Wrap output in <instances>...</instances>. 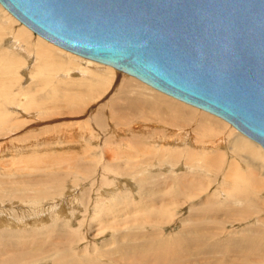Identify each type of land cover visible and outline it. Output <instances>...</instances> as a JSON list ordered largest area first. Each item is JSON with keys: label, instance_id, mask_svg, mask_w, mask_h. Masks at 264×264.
<instances>
[{"label": "rangeland", "instance_id": "1", "mask_svg": "<svg viewBox=\"0 0 264 264\" xmlns=\"http://www.w3.org/2000/svg\"><path fill=\"white\" fill-rule=\"evenodd\" d=\"M3 17L0 10V24L7 27L6 31L2 26L3 30L1 29L0 32V39H2L0 40V51L7 52V41H5L7 38L4 40L2 35L6 36V33L11 31L10 27L18 28L21 23L16 19L17 23L10 25ZM3 31L4 33H2ZM29 31L34 37L38 36L31 30ZM8 53L9 57L14 55L9 50ZM9 57L5 55L4 58H1L0 68L7 64L5 59ZM24 66L26 70L22 71ZM24 66L12 67L13 70L10 68L11 71H18L21 74V79H14L16 81L11 86L12 93L16 95L15 101H13L18 103L22 98L24 102H20L15 110L10 108V114L15 113L16 115H10L9 122L0 126V206L6 208L5 211H11L13 207L17 213H12L18 214L19 212L32 213L34 206H38L37 210H39L42 206L50 208L54 205L58 207L57 213H59L58 215L56 213L57 216H54V220L48 215L47 221L38 219L31 222L33 225L29 223L36 227L33 228L34 230H30L29 227L22 228L20 225L12 227L1 225L0 229L4 231L0 236L1 254L5 251L2 249L5 243V247L12 244L15 248H17L15 242H18V248H27L39 243L40 246L46 248L48 243L57 242L59 245L60 242V244L65 243L63 245L66 247L69 246L65 248V251L71 250L81 254L86 248V251L91 254H89V259L91 257L97 261L104 259L99 254L109 257V253L113 254L114 251L115 255L113 254V256L116 257L117 251H122L124 245L131 247L136 245L138 250L148 256H151V252L149 253L148 250L151 247L152 250L158 251L169 260L178 258L177 263L181 262L180 264H264V182L262 186L258 187L262 192L259 194L260 201L257 200L258 207L256 209H252L247 206L250 205L249 203H245L241 212H247L242 214L235 210L239 207L236 206L237 204L228 201L225 205L214 192L220 188L227 190L231 186L224 171L228 164L227 160L223 166L219 164L218 169L209 168V173H205V175L200 171L198 173L192 171L200 176L203 175L204 182L200 187L201 193L188 203H183V198H178L175 182L177 177H181V174L186 171L177 167V157L173 158L174 156L165 153L168 149L177 150L174 148H177V145H172V147L164 143H156L144 134V130L151 129L153 131L149 135L152 138L162 137V134L158 135L159 130L164 129L162 124L156 123L158 128H151L149 125L147 128L148 123L143 121V118H139L144 113L143 110L138 115L123 107L124 105L119 108L112 107L113 102L116 104L124 102L120 91V81L123 76H133L115 69V77L109 87L105 86V90L100 93L92 90L87 96L84 95L83 82L80 81L81 84L78 85L79 82L76 81L80 75H72V79H74H71L72 82L67 76L63 75L64 77H62L61 75V77L59 76L60 81L55 76L57 73L51 71L50 73L53 72L52 81L49 80L46 86L41 87L39 84L43 83L45 76L43 78L42 74L38 75V72L30 74L34 62H26ZM96 71L101 73L99 70ZM58 72L61 71L58 70ZM50 73L48 72V75L46 73L47 79H50ZM6 75H9L8 72ZM6 75H4L5 80L9 79ZM30 75L35 77L33 76L32 79ZM87 75L85 79H91V75L88 76L89 78ZM135 79L136 83L134 82V85L130 86L131 89L141 90L143 87L140 84H143L156 90L139 79ZM35 83H37L36 86ZM50 89L55 92H51ZM149 90L146 89L143 93L148 95L151 92ZM31 94L38 102H34ZM28 100H31L30 102L33 104ZM177 101L180 100L177 99ZM27 103H30L31 107ZM11 106L9 105V107ZM27 114H29L28 117ZM96 114L103 116L102 124L97 123ZM211 116L227 124L226 129H222L224 133L232 131L234 134H241L230 123L216 115L211 114ZM114 129H117L118 132H113ZM139 129L141 131H138ZM169 132L163 131V136L175 137L171 136L172 132L169 136ZM212 132L217 137L220 130L212 128ZM170 140L172 141V139ZM224 149H226L225 146ZM222 152L224 153V150ZM223 153L221 154L223 155ZM227 155L231 156L229 153ZM244 155L246 154L239 155L240 160ZM164 161H169L171 164L164 167L162 166ZM185 161L186 158L182 157L180 164ZM157 162H161L160 166L156 165ZM247 164L241 165L243 169L240 168V171L243 170L242 173H249L250 176H253L251 171L256 168L251 163L247 162ZM136 166L141 167L142 173L136 175L132 172ZM157 167L160 169L156 170ZM126 175L130 176V180L126 181ZM116 182H122L121 186L118 190H116L117 188L113 190ZM207 183H211L209 188L204 187L207 186ZM127 184H131V186ZM255 188L258 190L257 186ZM110 190L112 194H110ZM225 193L224 197L228 196L227 191ZM113 194L120 195V197L118 196L120 200L118 198L111 199L110 196H114ZM69 198L79 201H72V204L76 203L73 206L76 209L73 217L64 213L66 205L63 203L68 202ZM115 200L118 201L116 202L117 207L119 206L118 208L121 209L119 214L123 216L115 218L117 221L112 218L109 221L104 217L100 218L99 215H103L107 210L103 208H111ZM232 204L233 206H231ZM216 206H219L218 211L223 215L216 216L212 211ZM228 207L233 208L235 212L229 213L230 216H224L223 210ZM159 210H167V212L160 214ZM112 221L116 222L115 227L118 226V228L112 227L115 225ZM109 223L111 225H108ZM200 226L206 230L196 231L195 229ZM44 240L47 242L45 243ZM58 251L49 250L48 253L45 252L46 254H41L36 258L32 264H62L61 261L56 260L58 258L54 257L55 260L49 258L53 253L58 256ZM106 253L108 255H105ZM83 256L80 263L85 264ZM160 264L164 263L160 262Z\"/></svg>", "mask_w": 264, "mask_h": 264}, {"label": "water", "instance_id": "2", "mask_svg": "<svg viewBox=\"0 0 264 264\" xmlns=\"http://www.w3.org/2000/svg\"><path fill=\"white\" fill-rule=\"evenodd\" d=\"M35 33L264 147V0H0Z\"/></svg>", "mask_w": 264, "mask_h": 264}, {"label": "bare ground", "instance_id": "3", "mask_svg": "<svg viewBox=\"0 0 264 264\" xmlns=\"http://www.w3.org/2000/svg\"><path fill=\"white\" fill-rule=\"evenodd\" d=\"M0 10L2 11V14L4 16L3 18L5 19L7 24L13 25V24H15V22L17 23L18 19L15 18L10 12H7L8 10L6 11V9L1 4H0ZM22 24L23 23L19 24L20 27H18V28L10 27L11 31H8V33H6V36L1 34L2 36H4L3 37L4 40L7 38V40H5V41H7L6 42L7 43L6 49H8L9 52H11V54H14V55L9 57L10 55L8 53V50H6L7 52H5L3 50L0 51V60H1V58H4L5 55H8V57H9V58L5 59L7 64L2 65V67L0 68V126H3L4 123H6L9 120L10 115H13V114L16 115L15 113L10 114V108L15 110L20 105V102H22V103L24 102V101H22V98H20V101L18 103L14 102L16 95L12 93V87L11 86H13L14 82L21 77L20 76L21 74L18 71H16V72L11 71V70H13L12 67L17 68L19 66H24V63L26 64V62L33 61L34 66H33V70L32 71L30 70L31 71L30 74H37L36 72H38V75L42 74L41 76H43V78L45 76V78H44L45 80H43V78H41V80H43V83L39 84V85H41V87L46 86L49 83V80L52 81L53 77H51V75L53 72L50 73L51 71H54L55 73H57V74H55V76L60 81H61V78H60L61 75H62V77H64L63 75L67 76L70 79V82H72L71 81L72 75H76V74L80 75V77L77 78L76 81L79 82L78 85H80L81 82H83L82 85H84V87H85V88L83 87L84 88L83 91L85 93L84 95H87V96H88V94H90L89 92L92 90L99 92V93L102 92V90H105L104 89L105 86L108 85V87H109V84H111V82L114 80L115 69L118 70L114 66L99 62L97 60H93L91 58H87L85 56L71 52L65 48H62L61 46H58L57 44L47 40L46 38L35 33L30 28L28 29V27L26 25H24V24L22 25ZM2 26H3V24L2 25L0 24V32H1V29L3 30ZM3 27L5 29L7 28L5 26H3ZM29 30H31L34 34H36L40 37H38V36L34 37ZM6 31H7V29H6ZM2 33H4V31ZM0 40H2V39H0ZM55 45L64 49V50H67L68 52L61 50L60 48L56 47ZM69 52H71L73 54H71ZM74 54H76V55H74ZM102 64H104V65H102ZM10 68H11V70H10ZM25 68L26 67L24 66L22 71H25L26 70ZM58 70L61 72H58ZM96 70L101 71V73H98ZM118 71H121V72H124L128 75H131V74H129L125 71H122V70H118ZM7 72L9 75H6ZM48 72L50 73L49 74L50 79H47L48 78L47 77ZM46 73H47V75H46ZM4 75H6L9 79L5 80ZM86 75H87V77L89 75H91V77H90L91 79H89V80L85 79ZM33 76H31L32 79H33ZM131 76H133V75H131ZM67 77H65V78H67ZM133 77H135V76H133ZM133 77H130V76H123V78L121 77L122 79L120 81V88H121L120 91L122 93L121 98L123 99L124 102H123V104H116L113 102L112 107L113 108H116V107L119 108V107L124 105L123 107H126V108L132 110V112L134 114H138V115L143 110L144 113L142 115H140L139 118H143V121L148 123L146 125L147 128H148V125L151 128H158V125L156 123L162 124L164 129L159 130V132H158V135L162 134L161 135L162 137L158 136L156 138H152L149 135V133L151 131H153L151 129H147L146 131L144 130V134H146V136H148L150 138V140H153L156 143H162V144L164 143V144H167L168 146L177 145V148L174 147L177 150H172V149L169 150L168 149V151L165 153L169 154L170 156H174L173 158L177 157V167H181L182 169H185V171H186V173L181 174L182 175L181 177H177V181L175 182L177 185L178 198H183L182 199L183 203H188L190 200H193L195 196H197L201 193L200 187H202V183L204 182V180L202 178L203 175L200 176V174H197L198 171H200V173L201 172L204 173V175H205V173L206 174L209 173L208 172L209 168H217L218 169L219 164H221L223 166V164H225V162H227V160H228V164H227L225 170L224 169L223 170L225 171L226 179L230 180L231 186L227 190H224L223 188H220V190H215L214 194L217 195L219 200H222L223 201L222 203H224L225 205L227 204L228 201L229 202L231 201V203L237 204L236 206H239V207L235 210H238V212H240L242 214H244V213L246 214V212H247V211L241 212V208L243 209L245 207V205H244L245 203L246 204L249 203L250 205H247V206L251 207L252 209L253 208L256 209L258 207V205H256V203L258 204L257 200H259V198H260L259 194L262 192L259 190L260 188H258V187H259V185L262 186V183L264 182V150H263L264 147L262 146V144L257 142L256 140L252 139L251 137L247 136L245 133L240 131L238 128H236L234 125H232L227 120L218 116L221 119L225 120L227 123H230L233 126V128H236L239 132H241V134L240 133L234 134V132H232V131L224 133L222 129H224V128L226 129L227 124L224 121H222V120H220L214 116H211V114H213V113H211L207 110H204L202 108H199L197 106H194L192 104H189L185 101H183L185 103H182V102H180L182 100H180L178 98L174 99L175 97L172 98L173 96L169 97L171 95H169V94L165 95L166 93L163 94L164 92L160 93L162 91L158 90V91H160V92H158V91H156L157 90L156 88H154L156 90H153L146 85L140 84V86L143 87L144 89L143 88H141V90H133L134 88L131 89L130 86L134 85L133 84L134 82L136 83V79H135L136 77L135 78H133ZM36 78H37V76H36ZM14 79H16V80H14ZM38 79H40V77H38ZM72 80H74V79H72ZM64 82H65V80H64ZM103 82H104V84L106 82V84L105 85L102 84ZM36 84L37 83H35V86H36ZM66 84H68V83H66ZM145 84H147V83H145ZM56 87H57V85H56ZM28 88H30V87H28ZM53 89L55 90V87ZM56 89H58V88H56ZM137 89H140V88H137ZM146 89H150L149 91H151L148 94L149 96L146 95L145 93H143V91H145ZM50 90H51V92L54 91L52 89H50ZM99 93H98V95H99ZM33 94H31L30 96L32 97ZM24 97H26V96H24ZM55 98L56 97H54V99ZM33 99H34V102L37 101V99L36 100H35V98H33ZM177 99L180 101H177ZM55 100H57V99H55ZM30 101L28 100V102H30ZM30 103H27L29 105V107H31ZM31 104H33V103H31ZM40 104H42V103H40ZM40 104H39V106H40ZM187 104H189V105H187ZM9 105H12V106L9 107ZM36 105H38V104H36ZM190 105H192L194 107H192ZM195 107L202 109L206 112L198 110ZM23 109H25V106H23ZM207 112H209V113H207ZM29 113H30V111H29ZM213 115H215V114H213ZM26 116L28 117L29 114H27ZM96 116H97V119H96L97 123L102 124L104 122L103 116L101 114H98V115L96 114ZM150 116H156V117L152 118ZM190 118H192V119H190ZM120 119H121V117H120ZM154 120H156L157 122L156 121L153 122ZM17 121H18V119H17ZM174 121H176V122H174ZM138 122H141V121H138ZM212 128H218L220 130V133H217V137L215 135H213L215 133L212 132ZM111 129H113V128H111ZM116 130L117 129H114L113 132ZM138 131H141V130L139 129ZM163 131H166V132L170 131V132L174 133V134L171 133V136H175V137H164ZM116 132H118V131H116ZM170 132H169V136H170ZM88 135H90V134H88ZM153 135H155V134H153ZM176 136H177V138H176ZM173 138H175V139H173ZM170 139H172V141ZM252 140L257 142L263 149L258 144H255ZM227 144H228V146H227ZM181 146H183V147H181ZM224 146L226 149H224ZM178 147H179V149H178ZM222 148L224 150V153L222 152L223 151ZM169 151H171V152H169ZM172 151H175V152H172ZM221 153H223L224 156ZM227 153L231 154V156L227 155L228 156L227 157L226 156ZM242 153H244L246 155H244L243 159L240 160V158H241L240 156ZM182 157L186 158V161L183 163L184 166H183V164H180V160ZM230 157H231V160H229ZM247 162L251 163L252 166H254L256 168L255 170L251 171L253 176H250L249 173H247V174L242 173L243 170L240 171V168L243 169V167L241 165H248ZM160 163L157 162L156 165L160 166ZM162 164H163L162 166L165 167V166H167V164H171V163L169 161H164V163H162ZM155 169L159 170L160 168L157 167ZM259 170H260V172H258ZM192 171H197V173H192ZM132 172L135 173L136 175L139 173H142L141 167L136 166L134 169H132ZM136 175H135V177H136ZM129 177H130L129 175H126L125 178L127 180L126 179L125 180L126 181L130 180ZM131 178H134V177L131 176ZM226 179H225V181H226ZM121 183L122 182H116L113 190H115V188H117L116 190H118V188L121 186ZM210 184L207 183L206 184L207 186H204V187L209 188ZM127 185H129V184H127ZM204 185H205V183H204ZM129 186H131V184ZM256 186H257L259 191L255 188ZM111 190L109 191L110 194H112ZM225 191H227V193H228V196L225 195L226 197H224V194H226ZM107 193H108V190H107ZM66 196L68 198V195H66ZM118 196L120 197V195H116V196L114 195V196H110V197L112 199V198H118ZM172 199H174V198H172ZM57 200H60V199H57ZM177 200H179V199H177ZM67 201L68 202L63 203L66 205L64 213L71 215V217H73L75 215L73 213L76 211L75 207H73V206H75L76 203L73 202V204H72V201H77V202H79V201L75 198H69ZM116 202H118V201L115 200V202L112 203L111 208H103L104 210L105 209H107V210L104 211L103 215H99V217L101 216L100 218H102V219L104 217V219H108V221L110 218H112V220L114 219L117 221V219H115V218H120L122 214L121 215L119 214L121 209L118 208L119 206L117 207ZM8 203H9V201H8ZM53 206L50 208L42 206L39 210H37L38 206H34L33 207L34 210L32 209L33 210L32 213L19 212L18 214L12 213V212L17 211V210H13V207H12L11 211L10 210L5 211L6 208L4 209V207L0 206V226L4 225V224L8 225L10 227H12L13 225H20V226H22V228L23 227L24 228L29 227L30 230H32L33 228H36L35 226H31V225H33L31 222H34L35 220L37 221L38 219H43L44 221H47L46 218L48 217V215L53 217L52 220H54V216L57 213L58 207L57 206L53 207ZM231 206H233V204ZM209 208H211V207H209ZM209 208H207V209H209ZM248 209H250V208H248ZM204 210H206V209H204ZM218 210H219V206H216L212 211L216 214V216H218V214H220L219 216L223 215V213L219 212ZM235 210L231 207L224 209L223 210L224 216L225 215L230 216L229 213L232 214V212L234 213ZM49 211H51L50 214H49ZM165 212H167V210H159L160 214L165 213ZM203 212H205V211H203ZM58 213H57V215H58ZM109 215H110V217H108ZM202 215L206 217V215H204V214H202ZM34 217H37V218H34ZM38 217H40V218H38ZM13 220L16 221L15 224H14ZM100 221H102V220H100ZM17 222H18V224H17ZM114 222H113V224H115V225L112 226L113 228L117 225L116 222L115 223ZM29 223H31V225H29ZM101 223H103V222H101ZM110 223L108 225H111ZM10 227H8V228H10ZM115 228H118V226ZM203 229H205V228L200 226V228L197 227V229H195V230L196 231H198V230L203 231ZM25 231H27V230H25ZM3 232H4L3 229L2 230L0 229V236L3 235ZM20 232H22V231H20ZM28 235H31V234H28ZM44 241H45V243L47 242V240H44ZM72 242H74V241H72ZM14 244L16 245L17 248H15L12 244H10L9 247H5L6 243L2 246V249L5 251L2 254L0 253V264H32L36 258H38L41 254L44 255L45 252L48 253L49 250L50 251L59 250L57 253L58 256H55V253H53L54 256L51 255L52 257L51 256L49 257L48 255L47 256L51 260H55L56 258H58L56 260L59 262L61 261L62 264H82V263H80L81 262L80 260H81L83 255H84L83 260H85V264H160V262H163L164 264H180L181 263V262L177 263V260H179L178 258H175L174 260L173 259L169 260V258L163 257L161 255V253H159L158 251L152 250L151 247L148 248L149 253L151 252V256H148V254L142 252L141 250H138L136 248V245H134L133 247H131L130 245L129 246L124 245L122 247L123 248L122 251H117V255H118V253H120L119 254L120 256L116 255V257L113 256L114 251H113V254L111 252L109 253V255L107 253L105 254V255H108L109 257H105L104 255L99 254V256L104 258V259L101 261H97V259L94 260V259H91V257L89 259L90 253L86 251V248H85V251L81 252V254L74 253L71 250L65 251V248L69 247V246L66 247L65 245H63L65 243L60 244V242H59V245H57V242H51V243H48L49 245L46 246V248H44V246H40L39 243H36L35 246L33 245L34 247L28 246L27 248H22V247L18 248L19 247L18 242H15ZM8 252H9V254H8ZM60 253H61V255H59ZM111 254H112V256H111ZM54 257H55V259H54ZM97 258H98V256H97ZM95 261H97V262H95ZM53 263H56V262H53Z\"/></svg>", "mask_w": 264, "mask_h": 264}]
</instances>
